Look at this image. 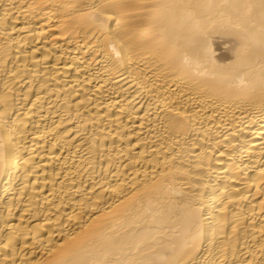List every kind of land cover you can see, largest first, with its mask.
Returning <instances> with one entry per match:
<instances>
[{
    "label": "bare ground",
    "instance_id": "bare-ground-1",
    "mask_svg": "<svg viewBox=\"0 0 264 264\" xmlns=\"http://www.w3.org/2000/svg\"><path fill=\"white\" fill-rule=\"evenodd\" d=\"M0 264H264V0H0Z\"/></svg>",
    "mask_w": 264,
    "mask_h": 264
}]
</instances>
